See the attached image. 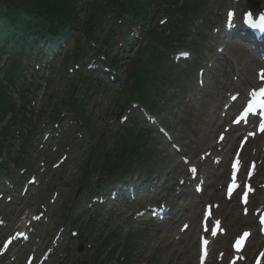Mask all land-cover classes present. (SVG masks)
Segmentation results:
<instances>
[{"label":"rangeland","instance_id":"1","mask_svg":"<svg viewBox=\"0 0 264 264\" xmlns=\"http://www.w3.org/2000/svg\"><path fill=\"white\" fill-rule=\"evenodd\" d=\"M125 1L113 0L112 3L120 8L121 14H110L105 9V0H80L79 27L72 32L67 44L48 53L46 67L41 71L43 75L39 80L41 88L32 89L31 100H25L19 94L14 95L17 108L24 114L27 111L26 121L23 122L25 128L29 124L32 126L28 130L27 140L23 139V135H18L22 138L21 142L10 144L8 154L6 152L3 157V160L14 159L22 165L11 163L10 166L14 174L12 178H15L12 183L19 186V191L8 190L3 185L5 197L15 195V198L11 202H7L6 198L0 200V218L3 216L7 223L4 228H0V244L10 229L26 225L27 222L22 221L26 212L31 216L44 213V217L35 223V234L31 241L12 248L4 264H24L28 256L39 258L46 249L55 248L54 239L60 233L64 239L46 264H197L198 238L195 236V227L199 203L204 196L191 193L189 185H185L179 193L183 187L179 183L181 156L164 136L154 130L155 127H152L154 131L149 136V151L153 159L148 160L152 171L157 170L149 176L157 180L150 183L156 190L154 194L144 193L135 202H93V195L104 192L108 185L123 176L120 173L124 167L121 165L116 168L123 161L114 159V154L123 147L120 139L124 133L121 129L130 125L131 118L140 113L135 105L125 107L127 95L124 93L126 84L130 83L133 62L140 51L139 46L133 48L139 41L138 27L132 26V33L127 39L132 46L129 43L122 45L123 40L118 38L107 52L104 43L113 29L115 34H119L129 22ZM248 1L192 0L194 6L199 4L197 9L201 4L207 8V13L191 24L188 37L190 47L187 49L192 53L189 63L197 58L207 68L205 87L198 86L196 71L190 72L180 63V70L185 71L177 96L170 103H163L170 96V91L172 93L175 90L172 85L169 93H162L165 98L159 99L162 100L160 108L152 112L170 132L169 140L180 144L183 153L193 161L200 160V155L214 145L217 134L223 129L220 107L225 100L224 93L247 87L230 84L236 82L235 79L240 75L234 69H242L247 63L250 64L254 55L241 45L228 42L217 31H222L228 9L235 7L243 13L251 9ZM257 2L259 11L264 8V0ZM181 4L182 0L162 2L157 7L159 13L153 19L154 23L161 25L166 20L163 26L170 30L173 17L168 8H180ZM153 14L152 11L148 15L152 17ZM203 15L208 18L206 24H202ZM89 29L92 39L83 35V30ZM195 42L197 47L191 46ZM222 45L226 46V50L221 56L217 53V47ZM175 52L167 51L166 56L173 60ZM51 54L53 58L49 56ZM108 57L115 59V65L113 71L110 69L105 72ZM94 59L98 68H89ZM36 63L32 60L31 66L35 67ZM258 66H253L254 74ZM31 72L32 69L27 72L28 77ZM112 77L115 79L112 80ZM26 86L30 87V84ZM122 115L127 116V120H123L120 117ZM227 141L228 149L224 156L228 158L226 155L236 140L229 137ZM213 170L208 164L202 167L204 175ZM24 171H27V175L21 176ZM32 174L37 176L39 186H33L29 192L21 195L20 188ZM125 175L133 176L131 173ZM206 176L209 186L210 183L215 186L220 183L211 174ZM1 181L4 183L3 179ZM219 193L220 189L217 196L213 194L206 198L218 200ZM145 201L169 203L174 207L175 219L163 224L150 217L135 216L134 211L143 208ZM220 202L222 207L218 214L226 223L230 222L231 217L225 213L224 206L229 203ZM233 204L236 205V202ZM237 212L238 217L246 218L240 214L239 208ZM187 214L189 217L182 218ZM181 224L189 225V228L182 230ZM234 224L237 225L236 234L242 227L238 221ZM72 230H78L79 235L72 237ZM258 243L253 240L248 251L250 255L260 246ZM227 245L224 250L223 246L216 244L207 264H226L220 262L217 253L222 251L220 247L227 252ZM80 247L82 252H79Z\"/></svg>","mask_w":264,"mask_h":264},{"label":"trees","instance_id":"2","mask_svg":"<svg viewBox=\"0 0 264 264\" xmlns=\"http://www.w3.org/2000/svg\"><path fill=\"white\" fill-rule=\"evenodd\" d=\"M105 1V9L111 13L121 14L120 8L112 3L113 0ZM164 1H125V13L129 15L131 21L141 24L143 38L147 42L141 48L137 55L139 59L136 57L130 70V83L126 84L124 90L127 95L125 104L128 105L134 100L140 101L152 111L160 108L159 104L165 95L162 93L167 94L173 84V73L162 68L163 51L189 46L187 31L190 15L199 13L197 5L194 6L192 0H182L180 8L169 7L168 12L175 20L172 28L168 30L162 25L155 24L153 20L159 13L157 7ZM79 2L80 0H0V155L6 142L13 145L12 126L17 124L18 120L26 121L27 112L24 114L17 108L14 95L19 94L23 98L24 70L30 60V53L44 38L60 37L69 25L77 24L81 11ZM201 9L204 11L202 7ZM152 11L154 14L150 17L148 14ZM112 62L114 63L115 59ZM7 117L9 119H6ZM9 122H12L10 126ZM8 128L10 132L7 131ZM122 132L124 134L121 135L120 141L123 147L114 154V159L123 162L118 163L116 168L144 166L149 159H153L149 151L151 146L148 143L149 131L141 122L133 120Z\"/></svg>","mask_w":264,"mask_h":264},{"label":"bare ground","instance_id":"3","mask_svg":"<svg viewBox=\"0 0 264 264\" xmlns=\"http://www.w3.org/2000/svg\"><path fill=\"white\" fill-rule=\"evenodd\" d=\"M254 64H259V61L257 60V59H255V61H254ZM261 64V63H260ZM243 81H244V83H249V84H253V83H255V79H254V77H253V69H251V68H249L247 71H246V73H245V75H244V78L242 79ZM256 142V140L255 141H253L252 143H255ZM213 147V146H212ZM222 170H223V172H222V175H220L219 173V177H221V176H223L224 174H225V172H224V170H225V166H223L222 167ZM209 193H213V191L212 190H210L209 191ZM228 215H231L232 216V218L233 219H235V220H237L238 219V217L236 216L237 215V212L235 211V209L233 210V207H230V210L228 211ZM184 217H189L188 216V214L187 215H183ZM241 219V218H240ZM233 223H231V225H232ZM241 224H246V225H250V226H254V224H255V220L252 218V217H248V218H246V219H241ZM230 225V226H231ZM199 232V229L197 230V228H196V232ZM231 231H232V227H230V233H231ZM195 232V233H196ZM197 232V233H198ZM226 237H228V239L230 238V234L229 235H227ZM227 239V240H228ZM219 240H221V239H219ZM222 241H223V238H222ZM223 246L224 247H226V239H224V241H223Z\"/></svg>","mask_w":264,"mask_h":264},{"label":"snow or ice","instance_id":"4","mask_svg":"<svg viewBox=\"0 0 264 264\" xmlns=\"http://www.w3.org/2000/svg\"><path fill=\"white\" fill-rule=\"evenodd\" d=\"M249 22L252 23V26H254V27L259 26L261 28H264V15H262L260 17V24L259 25H256L255 23L252 22V20H251V14H249ZM262 78H264V77H262ZM261 221H262V223H264V217L261 218ZM244 235L247 236L248 234L245 233ZM205 243H207V241H205Z\"/></svg>","mask_w":264,"mask_h":264}]
</instances>
